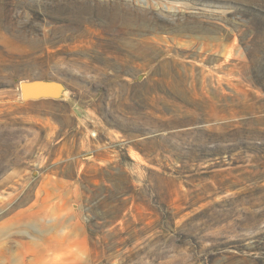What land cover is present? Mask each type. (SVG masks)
Wrapping results in <instances>:
<instances>
[{
	"label": "rangeland",
	"instance_id": "obj_1",
	"mask_svg": "<svg viewBox=\"0 0 264 264\" xmlns=\"http://www.w3.org/2000/svg\"><path fill=\"white\" fill-rule=\"evenodd\" d=\"M254 6L0 0V264H264Z\"/></svg>",
	"mask_w": 264,
	"mask_h": 264
},
{
	"label": "trees",
	"instance_id": "obj_2",
	"mask_svg": "<svg viewBox=\"0 0 264 264\" xmlns=\"http://www.w3.org/2000/svg\"><path fill=\"white\" fill-rule=\"evenodd\" d=\"M250 22L256 26L260 25L264 30V9H260L256 6L251 8ZM240 42L245 47L249 62L253 67V85L264 92V48L260 52H254L252 50L253 44L247 43L242 36H240Z\"/></svg>",
	"mask_w": 264,
	"mask_h": 264
},
{
	"label": "water",
	"instance_id": "obj_3",
	"mask_svg": "<svg viewBox=\"0 0 264 264\" xmlns=\"http://www.w3.org/2000/svg\"><path fill=\"white\" fill-rule=\"evenodd\" d=\"M61 83L43 79L23 80L20 83L21 95L24 100L57 97Z\"/></svg>",
	"mask_w": 264,
	"mask_h": 264
},
{
	"label": "crops",
	"instance_id": "obj_4",
	"mask_svg": "<svg viewBox=\"0 0 264 264\" xmlns=\"http://www.w3.org/2000/svg\"><path fill=\"white\" fill-rule=\"evenodd\" d=\"M82 233V239H84V232H81Z\"/></svg>",
	"mask_w": 264,
	"mask_h": 264
}]
</instances>
